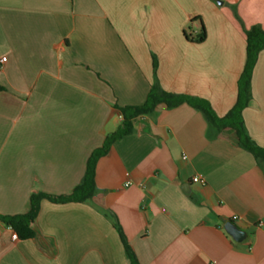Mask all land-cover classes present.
Segmentation results:
<instances>
[{
  "label": "crops",
  "instance_id": "obj_1",
  "mask_svg": "<svg viewBox=\"0 0 264 264\" xmlns=\"http://www.w3.org/2000/svg\"><path fill=\"white\" fill-rule=\"evenodd\" d=\"M254 24L264 0H0V215L71 193L121 125L116 104H142L155 79L225 115ZM251 89L244 121L264 148V49ZM96 187L83 202L42 199L32 238L0 220V264H131L117 223L141 264H264V169L188 103L136 117L99 158Z\"/></svg>",
  "mask_w": 264,
  "mask_h": 264
},
{
  "label": "trees",
  "instance_id": "obj_2",
  "mask_svg": "<svg viewBox=\"0 0 264 264\" xmlns=\"http://www.w3.org/2000/svg\"><path fill=\"white\" fill-rule=\"evenodd\" d=\"M247 38V57L243 71L238 79L237 99L233 107L223 116H219L213 109L210 102L202 97L179 94L164 90L155 79L146 100L138 105H124L116 107L121 111L123 119L119 128L107 135L103 144L94 149L88 159L86 173L83 180L75 186L69 194L52 195L45 192L33 193L30 197V207L25 213L0 215V220L11 226L21 239H29L35 236L33 223L40 210L42 199L48 198L54 202H83L90 199L97 191L96 187V165L100 157L106 155L111 146L117 140L131 134L134 131V119L140 115L153 114L159 104H164L168 108L177 107L183 103H188L195 109L202 112L208 123L218 131L226 128L235 130L239 145L251 152L257 163L264 169V148L258 145L248 132L243 111L252 99L251 81L252 74L257 62L259 53L264 49V29L260 24H254L245 29ZM186 37H190L186 34ZM206 38V29L201 23L198 34L193 37L196 42H202ZM158 61L153 57V70L156 76ZM4 89L0 85V90ZM117 228L131 264H141L135 250L129 244L123 229L117 223Z\"/></svg>",
  "mask_w": 264,
  "mask_h": 264
},
{
  "label": "water",
  "instance_id": "obj_3",
  "mask_svg": "<svg viewBox=\"0 0 264 264\" xmlns=\"http://www.w3.org/2000/svg\"><path fill=\"white\" fill-rule=\"evenodd\" d=\"M225 228L228 233H230L234 239L238 241H241L246 237V232L231 220L226 222Z\"/></svg>",
  "mask_w": 264,
  "mask_h": 264
},
{
  "label": "built area",
  "instance_id": "obj_4",
  "mask_svg": "<svg viewBox=\"0 0 264 264\" xmlns=\"http://www.w3.org/2000/svg\"><path fill=\"white\" fill-rule=\"evenodd\" d=\"M1 60H2V61L6 60V57H2ZM193 181H194V182H201V183H204V182H205L204 178H202V177L199 176V175L194 176V177H193ZM128 184H130V182H128ZM9 227L12 229V235H11L12 238H13L14 240L18 239V235H17L16 231H15L11 226H9Z\"/></svg>",
  "mask_w": 264,
  "mask_h": 264
}]
</instances>
